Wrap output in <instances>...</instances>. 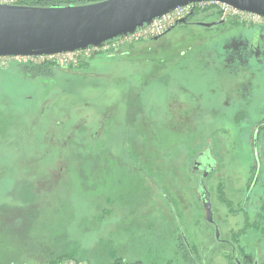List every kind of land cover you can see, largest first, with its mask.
<instances>
[{"label":"rangeland","instance_id":"rangeland-1","mask_svg":"<svg viewBox=\"0 0 264 264\" xmlns=\"http://www.w3.org/2000/svg\"><path fill=\"white\" fill-rule=\"evenodd\" d=\"M194 6L202 15L218 8ZM230 19L224 27H257ZM221 27L188 26L195 31L183 37L171 29L158 41L120 45L109 50L113 56L100 51L74 68L57 62L54 77H27L14 67L17 59L0 60V264L61 253L96 264H189L183 238L193 264H236L217 240H231L244 222L252 178L241 174L251 157L214 111L232 84L212 57H196L207 47L199 33ZM185 46L195 47L193 57L177 59L172 52ZM251 97L248 124L264 106V75ZM207 147L218 160L205 179L213 223L192 168ZM250 234L248 246L260 254L261 242Z\"/></svg>","mask_w":264,"mask_h":264},{"label":"water","instance_id":"water-1","mask_svg":"<svg viewBox=\"0 0 264 264\" xmlns=\"http://www.w3.org/2000/svg\"><path fill=\"white\" fill-rule=\"evenodd\" d=\"M211 1L264 17V0H98L62 5L0 3V56L45 55L100 47L107 40L133 33L178 6ZM183 20L184 17L177 19L163 33ZM217 23L219 21L199 22L205 27ZM202 190L206 219L213 222L206 187L202 186ZM215 237L219 238L216 225ZM235 263L241 264L240 259L236 257ZM253 264H257V259Z\"/></svg>","mask_w":264,"mask_h":264},{"label":"flooded vegetation","instance_id":"flooded-vegetation-1","mask_svg":"<svg viewBox=\"0 0 264 264\" xmlns=\"http://www.w3.org/2000/svg\"><path fill=\"white\" fill-rule=\"evenodd\" d=\"M230 20H232L230 17L220 15L219 8H216L213 13L209 15L206 13L203 15L199 14L191 9L190 12L184 16V20L175 24L171 29L178 28V31H180V37H183L188 32L187 30L195 31L194 29L190 30L188 26L200 25L199 22L201 21H219V23L214 26H223L217 28L215 31H202L199 33V37L201 38L202 36V39L199 37L196 38L202 41V45L207 43V47H202V50H197L196 57H202V62L205 61L203 58L212 57V62H215V66H220V68H217L224 74V76H226L225 78L228 79L229 83L232 84L231 89H233V92L228 94L222 92L218 97V106L214 108V111L216 112L217 118L221 119V126H224L223 130L226 131V134H228L229 137H231V140L237 145H241V142L243 141L248 149V154L251 157L249 160L250 165H246V169H243L241 175L244 176L247 182L252 178L247 183V186L249 193L255 195V185L260 178H263L261 173H263L262 171L264 169V106L259 109V115L250 124L244 122V114H247V110L244 109V107L253 100L251 97L253 90L260 86L261 76L264 75V27H252L248 30L240 27H224V25ZM248 26L251 27L252 25H246V27ZM206 28L208 27H205V29ZM169 31L159 34L155 39L153 36L145 40L148 42L158 41ZM194 49L195 47L185 46L183 50L179 49L172 53L178 52L179 55L177 59L182 60V57L185 55L188 57V55L191 54L189 56L193 57ZM225 72H227L228 75ZM234 86L236 89H234ZM185 88L186 87H184V89ZM248 89H252V91L246 95L245 91ZM178 90H181L180 87H178ZM224 90L226 89L224 88ZM239 90H241L243 95H239ZM183 110L185 111V108ZM223 138L225 137L223 136ZM223 147L225 151L226 145ZM217 165L218 160L212 156L208 147L205 150L199 151L193 158V175L196 176L197 180L196 194L201 204L203 203L204 197L202 194V186L206 187L208 198L211 201V193L207 188L208 186L205 179L213 173L212 170H214ZM220 179L221 178H219L218 181ZM211 205L213 208L212 203ZM220 240L221 239L219 238V241ZM222 240H226L231 244L230 240L224 238H222ZM182 242L185 243L189 252L193 253L191 252L185 238L182 239ZM253 263L254 260L251 264ZM196 264L199 263L196 262ZM241 264L246 263L241 261Z\"/></svg>","mask_w":264,"mask_h":264},{"label":"trees","instance_id":"trees-1","mask_svg":"<svg viewBox=\"0 0 264 264\" xmlns=\"http://www.w3.org/2000/svg\"><path fill=\"white\" fill-rule=\"evenodd\" d=\"M93 1H98V0H16V3L28 4V5H51V4L62 5V4H80V3H87V2H93ZM195 8L196 7H193L192 10L196 11ZM109 50L107 51L109 52L110 56L115 55L114 51H109ZM100 51H103V50L96 51L90 56L82 58V59L90 58L93 55L100 53ZM79 63L77 65H66L64 67L74 68L78 66ZM13 65L20 73H22L23 75L27 77H33V78L40 77V76L41 77H54L57 74L55 71L57 67V62L51 61V60L13 61ZM257 186H258V189H256L255 199L253 198V195L250 193L245 198L244 205H246V209L244 206L242 207V210L245 213L244 222L242 226L239 229L235 230L233 234L231 235V240H230L231 244H229L226 240H222V239L220 240L221 243L223 242L231 248L230 254L233 257L234 261L236 257H239L238 259H241V261L246 264H251L253 260L255 259H257V264H264V178L261 179L260 183H258ZM250 233H255L254 237L256 238V240H259L261 242L262 252L260 254H259V251L256 250L255 246H251V245L248 246L249 244L248 240L252 239V236H250L251 235ZM183 245L185 248L184 259L188 260L189 264H193L194 262L193 257L190 255V252L187 246L185 245V243H183ZM78 256L79 255H77V253H72V254L61 253V254H56L52 257L46 256L44 258H38V259H35L34 262L53 261L56 259L66 258V257L86 260L85 257L82 258ZM30 262H26V263H30ZM122 263L139 264L138 262H126L125 260H120V259H115L111 263H106V264H122ZM90 264H96V263L91 262ZM101 264H105V263H101Z\"/></svg>","mask_w":264,"mask_h":264},{"label":"built area","instance_id":"built-area-1","mask_svg":"<svg viewBox=\"0 0 264 264\" xmlns=\"http://www.w3.org/2000/svg\"><path fill=\"white\" fill-rule=\"evenodd\" d=\"M0 3L13 4L16 0H0ZM213 3L218 6L221 16L233 17L240 23L245 25H254L257 27H264V17L249 11L236 9L226 3L222 2H201L197 4H207ZM195 4H187L183 6H178L170 12L163 14L160 17L154 18L151 23L144 24L138 27L133 33L123 35L120 37L107 40L104 45L89 46L81 50H74L69 52H59L54 54L45 55H31V56H0L1 63H6L8 59H17L18 61H43L51 60L58 62L63 65H77L80 59L90 56L99 50H113L120 45H126L136 40L147 39L155 35L163 33L169 26L173 25L177 19L184 17L190 12ZM14 264V263H13ZM18 264H90L88 261L83 259H76L72 257L60 258L53 261H37L33 263H18Z\"/></svg>","mask_w":264,"mask_h":264}]
</instances>
